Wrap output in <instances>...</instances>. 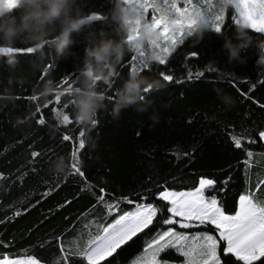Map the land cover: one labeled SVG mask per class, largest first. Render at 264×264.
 <instances>
[{"label": "trees", "instance_id": "obj_1", "mask_svg": "<svg viewBox=\"0 0 264 264\" xmlns=\"http://www.w3.org/2000/svg\"><path fill=\"white\" fill-rule=\"evenodd\" d=\"M213 3L217 9L220 7L217 0ZM76 6L84 16L99 18L89 20L80 31L72 33L73 43L65 57L57 59L51 44L45 45L43 53H29L26 49L31 45L22 37L17 38L14 45L21 50L16 54L14 65H9L7 57L0 55V94L10 88L17 97L14 102L0 100V175L3 177L0 178V253L19 257L27 250L28 255H34L42 264H57L60 250L55 238L63 236L71 240L86 233L85 225L105 214L106 209L96 200L103 188L109 194L106 199L110 203L117 198L140 202L146 197L143 202L164 207L149 229L104 262L133 264L142 254L145 243L168 227L160 222L168 214L166 204L158 199V193L165 188L191 190L198 185L201 176L214 178L216 189L206 195L217 196L225 211L234 214L239 195L247 187L243 164L245 149L254 154L250 169L252 186L264 178V141L258 137V133L264 131V107H261L264 105V83L261 82L264 81V34L248 29L252 41L241 53L244 63H229L223 48V34L232 36L235 31L232 17L226 16L221 35L207 29L203 39L197 34L188 37L165 65L148 60V69H138L141 77L165 86L143 92L144 99L139 105L122 109L119 119H114L110 113L117 98L116 91L129 78V61L135 54L128 48L116 66L111 88L102 81L97 82V90L112 99L104 101L105 107L94 117L97 123L89 126L76 121L74 96L64 91L67 84L63 87L58 84L66 80L73 88L81 87L85 48L101 32L115 36L117 25L112 19L113 0H77ZM19 13V9H14L5 13L4 18L15 16L18 20ZM121 38L126 40V34L117 37ZM192 52L197 56L189 59ZM188 71L204 75L189 80ZM162 72L172 74L173 82L164 81ZM9 78H12L11 84ZM48 79L63 93L61 105L68 104L67 109L50 103L58 93L48 96L47 103L43 99H31ZM176 80L183 82L176 83ZM220 91L232 96L235 104L225 106L218 96ZM242 92L248 96L241 95ZM46 104L49 107H44ZM138 106L146 110L138 111ZM61 110L73 123H59L53 138L49 125L57 124L55 113ZM26 115L31 116L29 123L17 125V117ZM41 118L46 120L44 125L37 122ZM81 130L85 131V148L79 153L82 177L70 174L71 153L74 144H78ZM233 133L244 134L241 149L235 148L231 140ZM65 134L72 139L64 141ZM249 139L256 142L248 143ZM33 152L40 155L33 158ZM60 156L65 159L66 174L53 171L52 165ZM229 176L231 179L224 186L221 182ZM86 185L91 190L82 191ZM50 189L51 195L45 198L43 193ZM61 205L63 207H59ZM132 210V204L121 202V212ZM16 211L23 214L15 216ZM115 218L105 216L103 222L110 223ZM180 231L216 234L211 225ZM159 258L178 264L183 262V257L175 250H168ZM69 264L85 262L72 257ZM227 264L237 262L229 257ZM257 264H264V260Z\"/></svg>", "mask_w": 264, "mask_h": 264}, {"label": "snow or ice", "instance_id": "obj_2", "mask_svg": "<svg viewBox=\"0 0 264 264\" xmlns=\"http://www.w3.org/2000/svg\"><path fill=\"white\" fill-rule=\"evenodd\" d=\"M132 11L143 17L149 27L159 30L161 38L155 44L148 41L145 50L137 54L135 51L129 61L130 71L148 69L149 63L147 53L151 51H163V56L158 57V64L165 65L175 49L182 45L190 36L195 34L194 28L198 19H203L207 29L216 33L222 32L225 26V10L231 6L235 10L232 16L234 24H244L246 28L255 33L264 34V0H217L220 7L217 9L213 0H124ZM4 5L11 9L16 5V0H3ZM182 5V6H181ZM161 8L168 9V16L161 18L158 13ZM149 12L151 15L149 17ZM99 18L96 16L91 19ZM174 29V30H173ZM139 35V28H134L132 34L126 35L130 43L135 36ZM171 36V47L169 37ZM31 53L32 50H26ZM197 53L192 52L188 58L196 57ZM163 80L173 82L172 74L160 73ZM203 72L193 73L188 71V79H200ZM43 79V77H42ZM176 83H182L176 80ZM264 83V81H261ZM67 84V89L73 90V85L62 80L58 87ZM235 86V84H233ZM152 89L146 88L144 93ZM237 91H240L237 89ZM61 94H57L50 103L57 107L67 109L68 104L61 105ZM248 96L247 93H241ZM33 99V97H31ZM44 107H49L48 104ZM264 107V105H261ZM38 111L40 109L38 108ZM62 125H70L73 121L63 110L55 113ZM62 117V119H61ZM44 125L46 120L41 118L37 121ZM192 121L189 120V123ZM97 121H94V126ZM85 131L78 133V144H74L71 158V173L83 176L79 164V153L85 148ZM260 140H264V131L258 133ZM62 139L70 141L72 138L65 134ZM242 139L244 134L233 133L231 140L235 148L243 147ZM254 143L255 140H247ZM246 159L243 161L246 174V189L239 195L237 207L234 214L225 211L223 202L215 195H206L216 189L217 181L214 178L201 176L198 185L186 191H175L165 188L158 193V199L166 204L167 216L160 222L168 226L165 230L155 233L144 245L142 254L133 261V264H167L159 258L162 253L168 250H175L183 257V264H227L229 257L234 258L237 264H257L264 260V178L259 179L255 186H252L250 169L252 168L253 152L245 149ZM40 153L33 152L32 157ZM184 155H188L185 153ZM0 178H3L0 175ZM231 179L229 176L221 183L226 186ZM91 190L90 186L81 189ZM51 189L43 193L44 197L51 195ZM109 194L102 188L100 195L96 197L97 204L102 205L106 212L99 220L92 221L85 225L86 233L78 234L71 240L63 236L56 237L60 250V259L57 264H69L72 257L81 258L85 264H104L105 261L114 257L123 246L135 241L139 234L149 229L157 221L158 214L164 211V207L142 201L135 202L127 198H117L109 202L106 197ZM125 202L133 205L132 211L121 212L120 204ZM70 203V202H67ZM63 207V205L59 206ZM20 211L15 216L22 215ZM105 216H115L110 223H105ZM2 222V221H0ZM203 225L214 227L216 234L190 233L178 231L179 229H192ZM94 228V230H93ZM2 243V242H0ZM221 245L223 248L221 249ZM7 247V245H4ZM0 264H42L34 255L24 254L16 257L0 253Z\"/></svg>", "mask_w": 264, "mask_h": 264}, {"label": "clouds", "instance_id": "obj_3", "mask_svg": "<svg viewBox=\"0 0 264 264\" xmlns=\"http://www.w3.org/2000/svg\"><path fill=\"white\" fill-rule=\"evenodd\" d=\"M77 0H16L14 8H7L3 0H0V55L7 57L9 65L16 63V54L21 51L14 47L17 38L22 37L31 46L26 50L41 52L45 45L51 44L56 53V58H62L69 54V46L73 43L72 33L81 30L82 26L91 20V16H84L81 9L76 6ZM14 9H19L18 20L15 16L11 19L4 18L5 13ZM160 17L166 18L169 14L167 8L160 9ZM112 19L116 23L114 29L115 36L101 32L98 38L85 48L81 72V87L69 90L65 89L74 96L72 104L75 111V119L80 124L94 126V117L97 111L103 107L107 97L104 91L97 90V82L102 81L109 88L112 86L113 77L116 76V66L121 62L125 51L130 48L139 54L145 50L148 41L155 44L160 40L161 34L155 27H149L143 17L135 14L131 7L126 5L124 0H113ZM139 28V35L135 36L130 43L121 38L124 34H132L134 28ZM174 30V29H173ZM207 30L204 20L198 19L195 25V34L203 39V34ZM50 34L54 38L49 39ZM221 35L222 32L217 33ZM223 48L228 55L229 63L234 61L244 63L245 57L241 55L251 44L252 37L248 28L244 24H235V31L232 36L223 34ZM169 47H171V36L169 37ZM159 56H163V51H148L147 59L157 61ZM12 78H9V84ZM165 85L159 81H149L141 77L136 71H130L129 78L125 80L116 91V99L112 107L111 115L114 119H119L122 109L132 105H139L143 100L142 93L146 88L160 89ZM61 94L54 86V82L48 79L42 88L35 93L33 100L43 99L47 103V97L53 94ZM218 96L225 106H232L235 100L232 96L222 91ZM17 97L11 89H6L4 94H0V100L14 102ZM138 111H145L144 107H137ZM30 115L17 117L16 124H28ZM54 119H57L54 117ZM155 119V117H153ZM60 120L57 124L49 125V134L54 138ZM53 171L66 174L67 166L65 159L60 156L52 165Z\"/></svg>", "mask_w": 264, "mask_h": 264}, {"label": "rangeland", "instance_id": "obj_4", "mask_svg": "<svg viewBox=\"0 0 264 264\" xmlns=\"http://www.w3.org/2000/svg\"><path fill=\"white\" fill-rule=\"evenodd\" d=\"M182 6V5H181ZM235 14V10H234V8H232L231 6H228L227 8H226V10H225V15L228 17H232L233 15ZM150 15H151V12H149V17H150ZM158 15H160V13H158ZM264 141V140H263ZM178 231H180L181 229H177ZM190 233H205V231H192V232H190ZM207 233V232H206ZM161 261L162 262H167V264H178V263H174V262H168V261H165L164 259H161ZM180 264H183V262L182 263H180Z\"/></svg>", "mask_w": 264, "mask_h": 264}]
</instances>
